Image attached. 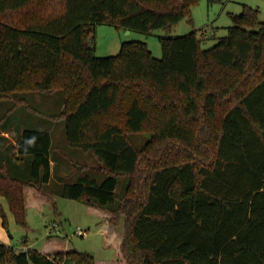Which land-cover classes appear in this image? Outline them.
<instances>
[{
    "label": "trees",
    "instance_id": "trees-1",
    "mask_svg": "<svg viewBox=\"0 0 264 264\" xmlns=\"http://www.w3.org/2000/svg\"><path fill=\"white\" fill-rule=\"evenodd\" d=\"M198 1L0 0V101L19 92H61L66 144L93 154L108 176L79 177L63 184L60 196L107 212L102 218L125 264H264L258 11L242 5L208 49L200 47L205 34L191 31L159 37V59L139 41L122 43L115 56L94 55L96 25L168 30L190 21ZM144 130L151 142L138 150L129 134ZM14 132L13 152L0 154V199L24 225L23 188L41 193L48 182L51 137ZM26 157L27 180L14 168ZM120 177L127 182L117 199ZM0 219L6 228L1 204ZM0 264L96 262L74 250L20 252L0 243Z\"/></svg>",
    "mask_w": 264,
    "mask_h": 264
},
{
    "label": "rangeland",
    "instance_id": "rangeland-1",
    "mask_svg": "<svg viewBox=\"0 0 264 264\" xmlns=\"http://www.w3.org/2000/svg\"><path fill=\"white\" fill-rule=\"evenodd\" d=\"M242 5L256 9L258 20L264 23V0H224L223 3L210 6L205 0H199L191 9L190 21L183 19L168 30L156 29L149 33L133 31L126 34L125 31L109 25H96L94 55L115 56L122 43L139 41L145 43L152 57L159 59V37L181 36L191 31H195L198 37L201 34L206 35L201 40L200 47L208 49L226 35V29L231 25V15L239 14ZM13 96L0 101V128L11 124L8 129L3 130L9 135L6 138V147L13 152L14 127L46 131L51 137V167L49 180L42 185L41 193L32 188H23L24 225L15 220L5 201L0 199L6 216V228L2 227L0 219V243L13 248L25 247L47 253L60 249L74 250L91 255L96 264H125L119 261L121 258L117 256L118 242L102 218L107 220V212L89 206L84 200H71L60 196L62 185L73 183L79 177L87 176L101 182L108 176L105 169H97L99 163L93 154L66 144L64 122L60 117L63 107L61 92L26 91ZM151 137L147 130L129 134V139L138 150L149 145ZM28 162L29 158L26 157V160L14 164L17 175L22 177L26 174V180L30 179ZM7 168L10 169V164ZM126 182L127 177L118 179L114 190L117 199L122 196ZM78 230L84 235H79Z\"/></svg>",
    "mask_w": 264,
    "mask_h": 264
},
{
    "label": "crops",
    "instance_id": "crops-1",
    "mask_svg": "<svg viewBox=\"0 0 264 264\" xmlns=\"http://www.w3.org/2000/svg\"><path fill=\"white\" fill-rule=\"evenodd\" d=\"M6 138H9V135L7 132H4V131H0V154H3V151L4 149L6 148ZM14 145H15V140H14ZM51 164V162H50ZM51 167V166H50ZM4 245L8 246L7 244L3 243ZM15 249H22V250H27V248L25 247H18V248H15ZM57 251H63V249H60V250H55L53 252H57ZM41 252V251H40ZM42 253H45V254H48L47 252H42ZM117 256L119 257V255L117 254ZM119 261L121 262L122 260L119 259Z\"/></svg>",
    "mask_w": 264,
    "mask_h": 264
},
{
    "label": "built area",
    "instance_id": "built-area-1",
    "mask_svg": "<svg viewBox=\"0 0 264 264\" xmlns=\"http://www.w3.org/2000/svg\"><path fill=\"white\" fill-rule=\"evenodd\" d=\"M206 36V35H205ZM79 235H84V233L82 232V231H80V230H78V232H77ZM17 251H20V252H23V251H25V250H22V249H16Z\"/></svg>",
    "mask_w": 264,
    "mask_h": 264
},
{
    "label": "water",
    "instance_id": "water-1",
    "mask_svg": "<svg viewBox=\"0 0 264 264\" xmlns=\"http://www.w3.org/2000/svg\"><path fill=\"white\" fill-rule=\"evenodd\" d=\"M125 33H126V34H128V33H129V31H125ZM97 169H100V166H98V168H97Z\"/></svg>",
    "mask_w": 264,
    "mask_h": 264
}]
</instances>
